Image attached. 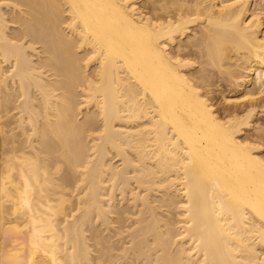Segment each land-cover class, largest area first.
I'll return each mask as SVG.
<instances>
[{
    "label": "bare ground",
    "instance_id": "1",
    "mask_svg": "<svg viewBox=\"0 0 264 264\" xmlns=\"http://www.w3.org/2000/svg\"><path fill=\"white\" fill-rule=\"evenodd\" d=\"M0 264H264V0H0Z\"/></svg>",
    "mask_w": 264,
    "mask_h": 264
},
{
    "label": "rangeland",
    "instance_id": "2",
    "mask_svg": "<svg viewBox=\"0 0 264 264\" xmlns=\"http://www.w3.org/2000/svg\"><path fill=\"white\" fill-rule=\"evenodd\" d=\"M227 91V93L229 92L228 90H226ZM232 93V92H231ZM231 93H229V94H231ZM216 100V99H215ZM220 100V101H219ZM218 101H217V103H219V102H221V98L219 99ZM222 103H223V101H222ZM115 158H116V160H115ZM115 158H114V161H119V159H120V157L119 156H115Z\"/></svg>",
    "mask_w": 264,
    "mask_h": 264
}]
</instances>
